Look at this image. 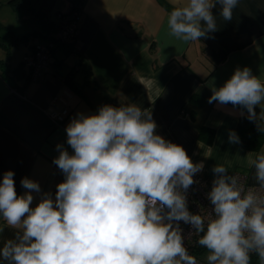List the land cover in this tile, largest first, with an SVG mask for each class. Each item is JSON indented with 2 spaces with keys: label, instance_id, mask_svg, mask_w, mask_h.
Wrapping results in <instances>:
<instances>
[{
  "label": "clouds",
  "instance_id": "9594fccd",
  "mask_svg": "<svg viewBox=\"0 0 264 264\" xmlns=\"http://www.w3.org/2000/svg\"><path fill=\"white\" fill-rule=\"evenodd\" d=\"M239 0H183L168 15V35L200 40L217 30L212 9L231 21ZM208 103L247 111L257 128L264 106V80L237 67ZM244 113L241 112V115ZM264 118V108L259 113ZM149 110L136 104L103 105L96 114L78 113L66 127L70 154L58 144L53 163L64 180L55 199L44 193L32 207L38 182L22 178L29 190L18 195L14 172L0 180V219L17 229L0 247V264H200L184 243L180 222L198 235L206 264H264V149L248 159L260 189H245L220 164L207 199V216L188 207L187 192L204 163L156 132ZM228 142L240 144L229 130ZM249 154V153H248ZM247 154V155H248ZM0 232L3 228L0 227Z\"/></svg>",
  "mask_w": 264,
  "mask_h": 264
},
{
  "label": "crops",
  "instance_id": "0c3cea01",
  "mask_svg": "<svg viewBox=\"0 0 264 264\" xmlns=\"http://www.w3.org/2000/svg\"><path fill=\"white\" fill-rule=\"evenodd\" d=\"M13 1L0 0V180L13 171L18 195L29 191L22 187V178L38 182L41 191L32 192V207L44 193L55 199L56 186L64 180L53 163L59 155L57 145L72 153L66 131L47 116L49 108H69L63 122L67 127L78 113L96 114L103 105L136 104L150 111L158 135L182 146L194 163H204L199 172L204 178L212 182V168L220 164L229 174L240 171L249 184L259 186L248 159L264 145L253 152L228 142L229 130L235 131L247 111L208 99L211 87L222 86L237 67H248L264 80V0H239L231 21L220 17L217 4L212 9L217 30L191 42L168 35V15L183 0H80L72 51L66 44L58 45L65 52L55 47L41 77L29 79L19 91L3 78L2 63L10 70L22 64L29 73L26 63L34 45L47 39L34 33L41 27ZM73 1L77 0H41V6L58 24L59 15L68 12ZM24 35L27 39L13 42ZM69 74L78 92L64 80ZM16 77L20 86L23 78ZM262 108H256L260 119ZM0 227L2 247L17 229L2 219Z\"/></svg>",
  "mask_w": 264,
  "mask_h": 264
},
{
  "label": "built area",
  "instance_id": "2783aa9c",
  "mask_svg": "<svg viewBox=\"0 0 264 264\" xmlns=\"http://www.w3.org/2000/svg\"><path fill=\"white\" fill-rule=\"evenodd\" d=\"M81 6L74 9L71 13H62L59 15V25L56 31L51 35V38L43 44H36L34 52L26 65L30 71L31 81H37L42 73L47 69L51 61V53L54 48L59 44H65L76 39L78 34L77 17L80 13ZM69 108L60 110L49 108L46 110L47 116L53 121L57 127H64V120L69 113ZM232 175L238 178L239 183L245 188L260 189V186L251 185L247 182L246 175L240 171H235ZM198 183L193 184L187 192L188 207L190 212L207 216L212 210V205L207 199V193L211 190L212 182L204 178L200 173L194 176ZM264 191V189H261ZM183 229L184 243L188 248L189 253L194 255L200 264H206L200 260L201 255L206 251L204 248L198 246L196 243L198 235L194 233V229L190 225L180 222Z\"/></svg>",
  "mask_w": 264,
  "mask_h": 264
},
{
  "label": "trees",
  "instance_id": "16d2710c",
  "mask_svg": "<svg viewBox=\"0 0 264 264\" xmlns=\"http://www.w3.org/2000/svg\"><path fill=\"white\" fill-rule=\"evenodd\" d=\"M12 3L15 7L26 11L31 16L32 21L41 27V30H35V34H38L39 36H42L47 40L51 38V35L56 31L59 22L58 24H55L49 19L48 11L41 6V0H15ZM80 4V0L73 1L67 13L73 12L74 9L80 6ZM25 39H27L26 35L22 36L20 39L16 38L13 42L17 43ZM75 42L76 39L65 44L72 51ZM2 65L4 68L2 69V76H4L3 78L12 89L19 91L30 79V72L25 74L26 72L22 64H19L13 70H10L6 63H2ZM16 76H19V78H23L22 84L20 86L17 85L18 82ZM64 80L66 81L70 89L78 92V87L73 82L71 74H69ZM257 124L259 125V128H257L255 122L248 120L247 116L241 117L239 119L238 124L235 128V132L240 137L243 149L257 152L261 148V146L264 145V119L257 118ZM251 264H259V261L255 254L252 255Z\"/></svg>",
  "mask_w": 264,
  "mask_h": 264
},
{
  "label": "rangeland",
  "instance_id": "374dc122",
  "mask_svg": "<svg viewBox=\"0 0 264 264\" xmlns=\"http://www.w3.org/2000/svg\"><path fill=\"white\" fill-rule=\"evenodd\" d=\"M56 48H60L61 49V51H64L65 52V49H64V47H59L58 45L56 46ZM58 50V49H57ZM1 51V50H0ZM71 59L72 58H67V63H69V62H71ZM12 64H14V63H12ZM18 65V63H15V65H12V67H16ZM206 255H207V252L205 251L204 252V255H202L201 257H200V260H202V261H204V262H206ZM257 259H258V257H257ZM258 261H259V259H258Z\"/></svg>",
  "mask_w": 264,
  "mask_h": 264
}]
</instances>
